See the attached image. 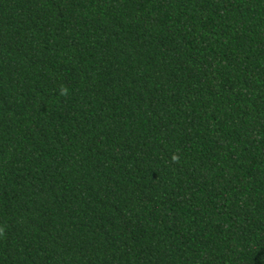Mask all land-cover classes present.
<instances>
[{
    "label": "trees",
    "instance_id": "obj_1",
    "mask_svg": "<svg viewBox=\"0 0 264 264\" xmlns=\"http://www.w3.org/2000/svg\"><path fill=\"white\" fill-rule=\"evenodd\" d=\"M0 264H264V0H0Z\"/></svg>",
    "mask_w": 264,
    "mask_h": 264
}]
</instances>
